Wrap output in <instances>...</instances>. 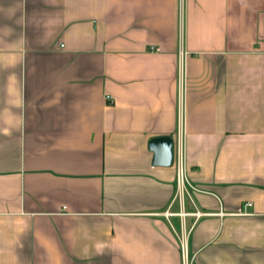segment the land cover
Here are the masks:
<instances>
[{"label":"crops","instance_id":"obj_1","mask_svg":"<svg viewBox=\"0 0 264 264\" xmlns=\"http://www.w3.org/2000/svg\"><path fill=\"white\" fill-rule=\"evenodd\" d=\"M184 245L264 264V0H0V264Z\"/></svg>","mask_w":264,"mask_h":264},{"label":"water","instance_id":"obj_2","mask_svg":"<svg viewBox=\"0 0 264 264\" xmlns=\"http://www.w3.org/2000/svg\"><path fill=\"white\" fill-rule=\"evenodd\" d=\"M154 152L153 165L171 166L174 161V140L172 136L154 137L149 142Z\"/></svg>","mask_w":264,"mask_h":264},{"label":"built area","instance_id":"obj_3","mask_svg":"<svg viewBox=\"0 0 264 264\" xmlns=\"http://www.w3.org/2000/svg\"><path fill=\"white\" fill-rule=\"evenodd\" d=\"M108 98H111V96L108 95ZM180 153H181V152H180ZM179 156H180V155H179ZM180 158H181V157H179V159H180ZM179 181H180V184H181V183H184V178H183L182 175L180 176ZM249 204H252V203L250 202ZM183 256H184V261L186 262V264H190V263H189V260H188L187 248H186L185 245L183 246Z\"/></svg>","mask_w":264,"mask_h":264}]
</instances>
